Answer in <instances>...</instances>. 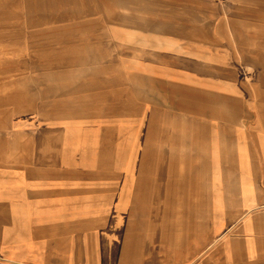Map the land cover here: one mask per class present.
Instances as JSON below:
<instances>
[{"label": "rangeland", "instance_id": "374dc122", "mask_svg": "<svg viewBox=\"0 0 264 264\" xmlns=\"http://www.w3.org/2000/svg\"><path fill=\"white\" fill-rule=\"evenodd\" d=\"M98 4L0 0V248L9 258L44 250L97 263L104 237L153 249L165 226L157 217L183 228L204 214L199 191L177 186L174 208V193L151 176L123 175L136 167L122 156L144 135L136 90L147 83L122 67L119 42L106 47V33L90 30Z\"/></svg>", "mask_w": 264, "mask_h": 264}, {"label": "crops", "instance_id": "0c3cea01", "mask_svg": "<svg viewBox=\"0 0 264 264\" xmlns=\"http://www.w3.org/2000/svg\"><path fill=\"white\" fill-rule=\"evenodd\" d=\"M98 5L90 30L106 33V47L119 42L122 67L132 65L147 83L136 90L144 135L136 152L122 156L136 167L122 168L123 175L151 176L156 188L174 193V208L177 186L199 191L204 214L195 223L185 219L183 228L176 216L157 217L154 223L165 226L153 249L130 252L123 237H104L97 263L44 250L13 259L0 248L8 257L0 264H264V4Z\"/></svg>", "mask_w": 264, "mask_h": 264}]
</instances>
